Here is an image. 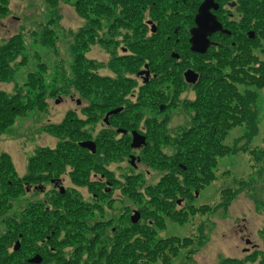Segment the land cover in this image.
Masks as SVG:
<instances>
[{"label":"rangeland","instance_id":"rangeland-1","mask_svg":"<svg viewBox=\"0 0 264 264\" xmlns=\"http://www.w3.org/2000/svg\"><path fill=\"white\" fill-rule=\"evenodd\" d=\"M237 1L241 4L240 0ZM75 2L76 0L56 3L53 0H7L4 8H0V47L7 44L10 37L19 34L25 41L23 53L12 62L15 69L14 77L10 82H1L0 90L8 95L16 93L19 88L24 87L29 74L32 73L42 74L47 89L45 110L29 112L0 135V152L10 156L18 176L23 179L30 175L29 160L36 155L37 150L47 148L57 150L62 143L69 140L80 142L90 139V135V140H95V134L100 130L102 118L98 111H94V121L91 123L86 122L88 121L86 114H82L83 123H74L72 126L68 123L58 134L50 128L51 125L62 124L68 113L76 108L74 105L64 107L57 103V95L61 94L62 89L66 90V87L67 92L63 101L70 100V95L74 93L86 104L94 100L101 105L105 99L111 100L110 95L96 84L84 94L78 90L81 89L79 86H75L76 44L83 41L88 43L87 49L82 50V53L92 64L88 66L90 72L109 77L111 80L124 77L123 84L126 87L116 89L120 93L118 98L125 99L131 98V94L134 93L132 86L136 83L141 86V81H135V76L149 61L136 50L158 48L156 42H150L153 36H142L141 30H137V26H143L144 21L150 19L147 14H144L143 19L130 20L123 14L119 3L101 0L100 3L104 4V7H112L109 12L96 16L88 11V18H84L77 13ZM53 4L57 6H52ZM104 7H101L102 12L105 11ZM131 7L124 5L127 9ZM237 13L239 17L242 16L239 9ZM182 19L180 23L186 20L184 14ZM45 29L52 31L53 46L43 43ZM171 38V43L176 44V37ZM214 40L221 45L235 41L231 39L230 43L229 38L225 41L221 37ZM136 42L141 44L145 42V47H133ZM122 47L129 49V56L133 53L142 56L143 65L128 69V62L119 57ZM251 51V54H256L258 58L256 62L247 65L245 72L261 78L262 81L259 85H249L246 82L238 85V88L242 93L251 90L255 94L254 104L250 108L256 113L257 134L251 135L247 124L228 132L223 144L236 149L237 154L219 158L216 169L213 170L215 178L213 181L198 191L193 187L187 189L185 184L182 185L183 191L174 188L176 195L173 194L167 199L170 207L163 205L165 206L163 211L159 210L154 199L164 200L165 194L160 191L161 194L153 198L152 189L149 191L150 187H156L161 183L162 177L170 175L169 167L162 168L165 164L171 163L168 159H171L179 149L175 146V140L181 137L184 128L192 125L195 114L193 109L189 108V104L197 97L198 90L192 85L185 87L182 83L176 84L171 80V76L166 75L167 79L160 84L164 95H153V89L156 92L157 87L153 89L150 87L152 90H146L137 103L129 101L132 104L129 105L128 111L131 114L128 113L130 122L150 130L149 146L137 152L117 148L106 162V150L104 148L101 150V162L114 173V177L110 176L115 181L113 196H104L103 188L98 189L87 183L76 185L72 181L68 183L71 187L68 189L71 198L64 202L61 201L60 194L49 186L47 192L28 193L25 187L32 181L24 184L23 194L15 196L4 194L1 198L0 190V202L5 201L4 204L0 203L2 244L4 242L6 244L8 235L11 234L10 230L21 234L27 232V244L32 259L36 256L42 258L47 256L42 264H58L60 261L62 262L59 264L65 262L71 264L78 259L85 263L94 255L101 254L104 249L106 252L110 251L113 244L118 242L119 233L135 229L131 219L137 211L141 212L142 217L138 228L151 227L152 246L156 243V248L161 247L153 252V261L146 264H264V86H261L264 84V73H257L252 69L253 67L258 70L257 64L264 62V36L259 37L257 47H252ZM199 57L200 60L191 52H185L183 61L177 66L183 80H185L183 72L187 68L196 69L199 63L205 65L217 64V61L219 63L214 57L209 61ZM157 62L163 66L162 68L173 71L176 69H172L167 63L166 55L162 59H157ZM225 62L224 67L220 63L215 65L221 67L223 73L231 71L227 58ZM42 66L45 67L42 69ZM241 69L239 67L238 71ZM217 70L220 71V68ZM157 73L161 75L159 76L161 79L166 74L162 73L161 69ZM238 77L244 81L248 79L242 74H238ZM84 84L89 86L93 83ZM108 88L107 84L104 89ZM24 92L27 90L24 89ZM158 98L161 103H167V111L160 112L155 106L154 102ZM125 99L122 104L128 107ZM82 131L87 137L77 136ZM71 132L74 133V138L67 136ZM159 134L161 136H157ZM129 154L142 160L136 170L128 161ZM257 155L260 158L256 157ZM42 170L40 173L48 172L47 169ZM2 190L5 193L4 189ZM17 191L18 188L15 193ZM94 192L98 193L101 199L96 200ZM229 198L230 204L223 207ZM178 201H181L180 206L177 204ZM35 219L38 225L48 222L44 229H40L39 226L37 234L32 233L34 229L32 220ZM29 228L31 233L28 232ZM114 229L118 231L114 233ZM130 237L132 238V235ZM243 237H249L254 244L259 245L258 251L250 255L243 254V249L249 247ZM126 241L134 242L129 238L122 243ZM166 241L173 244V250H168L170 246L164 249L163 242ZM11 243L10 240L9 244ZM15 244H11L10 251L6 252L7 256L14 252ZM105 263L104 260L101 261V264Z\"/></svg>","mask_w":264,"mask_h":264},{"label":"trees","instance_id":"trees-1","mask_svg":"<svg viewBox=\"0 0 264 264\" xmlns=\"http://www.w3.org/2000/svg\"><path fill=\"white\" fill-rule=\"evenodd\" d=\"M53 1L56 3L57 1L63 0ZM106 1H110V3L120 2V0ZM6 2L7 0H0V8L6 5ZM100 2L101 0H76L75 5L77 13L84 18H88V11L96 16L108 13L112 7H104L105 5ZM240 2L241 4L239 7L242 11V24H245L246 22L247 25L245 28H241V30H235L237 33L243 32L242 35L237 38V41H234L235 45H233L234 42H230L231 44H222L218 48L212 47L206 55L201 56L206 58L207 61H209L211 57L217 58L222 66L226 63L225 58H227V63L231 67V71L223 73L221 67L215 66L219 64L218 61L217 64L213 63L205 65L199 63L200 65H198L197 68L199 69L198 71L201 72V79L198 84L195 85V90H198V93L195 100L189 104V108L193 109V113H195L193 122L191 123L192 125L189 126V128H184L180 135L181 137L175 140V146L179 149L171 159L167 158L168 160H171V163L165 164L162 168L164 169L166 166L169 167L171 170L170 175L168 174L162 177L160 180L161 183L158 186L150 187L149 189V191L152 189L153 198L161 194L160 191L165 194L166 198L164 200L154 199L155 203L157 202L156 204L158 205L159 210L163 211V207L165 206L170 207V202L167 199L173 194L176 195L174 188L183 191L184 189L182 185L185 184L187 185V189L193 187V189L198 191L203 188L204 185H207L208 182L215 179L213 177V170L216 169L219 158L237 154L236 149L223 144V141L228 136V132L238 126L247 124L251 135L257 134L256 113L250 108V106L254 104L253 101L255 94L251 90L242 93L240 88H238V85H243L246 82L249 83V85H259L262 81L261 78L258 79L257 76L250 75L245 72V70L247 65L256 62L258 57L254 53L251 54V48H256L259 37L264 36V0H240ZM52 6L57 5L53 4ZM101 7L105 8L104 12H102ZM2 10L7 11V9ZM143 26H137V30H142ZM44 31L42 37L43 43L47 46H53V39L51 37L52 31L46 29ZM247 31L256 33L254 40H250L248 35H244ZM168 41V35H165L160 31L158 34H155L150 41L152 43L156 42L158 48L136 50L139 55H142L146 60H149L146 63H148L151 66V69L155 72L160 69L162 73L167 74V72H169L168 69L165 67L162 68L163 66L157 62V59H162L165 55L166 57H169L170 53L177 52V50L174 51L172 47H167L170 43ZM132 46L145 47V42L142 44L136 42ZM87 47L88 43L85 41L81 44H76L74 73H76L77 78L74 79L75 86H79L81 89L78 90L84 94V92H89L90 87L96 84L101 87L105 93L110 95L112 104H115L117 101L121 102L122 100H118L120 93L117 91L116 87H126L123 84L124 77L123 79L111 80L109 77L90 72L88 66H91L92 64L82 53V50L87 49ZM188 48L189 46L187 47V52L189 51ZM24 49L25 41L21 34L10 37L8 43L0 47V83L10 82L14 77L15 69L12 62L23 53L22 51ZM213 49H215V51H213ZM212 52H214L213 55H210ZM138 54L134 55L133 53L129 56L131 60L125 61L129 64L128 66L126 65L128 69L131 70V68L136 65H143L144 59ZM237 54L239 55L237 56ZM197 57L198 60H200V57ZM257 65L258 70L253 67L252 69L257 73H264V62L258 63ZM44 67L45 66H42V69ZM216 67L220 68V71L217 70ZM239 67L242 68L241 71H238ZM43 71L45 72V69ZM238 74L246 76V78H248L247 81L240 79ZM84 83L93 84L88 86ZM107 84L109 88L108 90H105L104 87H107ZM261 86H264V84ZM24 89H26L27 92H24ZM125 92H127V90H125ZM101 93L105 94L102 91ZM46 94L47 89L45 79H43V76L40 73L29 74L28 82L24 84V87L19 88L16 93L8 95L6 92L0 90V135L12 127L17 119L23 118V116H26L29 112H33L34 110H45ZM50 96L55 97L54 95ZM68 120H65L62 124L57 126L51 125L50 128L58 134L61 132L60 129H63L65 125L69 123ZM157 136H161V134ZM77 142L78 141L69 140L65 142L66 144H60L57 150L47 148L37 151L47 152L78 149L79 146ZM256 157L260 158L259 155ZM36 161L37 156L32 157L29 160L28 165L30 175L23 179L18 176L10 156L5 152H0V187L5 191V193H3V190L0 189L2 193L1 198H3L4 194L15 196L16 194L24 193L21 184L25 181H31L33 174L36 172ZM49 167L48 164H45L42 168L48 170ZM180 178H182V181H180ZM17 188L18 191L15 193ZM128 192L129 191H127V193ZM229 201L230 198L228 202L222 206L228 207L230 204ZM4 202L1 201L0 203L4 204ZM32 221H34V225H32L34 228L32 231L33 234H37L39 226H41L40 229H44L48 226L47 221L44 224L39 223V225L37 224L38 221H36V219ZM57 224L59 225V223ZM134 227L135 229L130 230L127 233H119L117 237L118 242L113 244L114 246L110 251L106 252L104 249L101 251V254L94 255L85 263H81L78 259L71 264H101L102 260L106 262L105 264H146L147 262H152L154 259L153 252L161 249V247H157L158 249L155 247L156 243H153L152 246V228L148 227L151 229L150 231L149 229L138 228L139 225H134ZM49 228H51V226ZM28 232L31 233L30 228ZM131 235L132 238L130 237ZM39 238L40 237H38V239ZM129 238L134 242L126 241L125 243H122V241L128 240ZM163 244L165 245L164 249L170 246V249L168 250H173L174 246L173 244L171 245V243L169 244V241L163 242ZM17 254L18 253L15 252L13 253L14 256H17ZM4 255V246L0 241V264H13L10 257ZM46 259L47 256L43 258L42 263ZM61 262L62 261L58 262V264ZM64 264H67V262Z\"/></svg>","mask_w":264,"mask_h":264},{"label":"flooded vegetation","instance_id":"flooded-vegetation-1","mask_svg":"<svg viewBox=\"0 0 264 264\" xmlns=\"http://www.w3.org/2000/svg\"><path fill=\"white\" fill-rule=\"evenodd\" d=\"M189 1H191V3H189ZM204 2L205 0H121L120 2H117L119 3V6H122V9L124 11L123 14L126 15L130 20H132V18L134 20L137 18L143 19L144 14H147V16L150 17V19L144 21V26L141 30L142 36L150 35L152 37L155 34H158L160 31H162L165 35H168V42L170 43L167 47H172L174 51L178 49L180 50V52L170 53L169 57L171 58H169L168 56L166 57V60L168 58L167 63L171 66V68L176 69L174 71L168 70L169 72H167V74H164L161 79V77H159L161 75H158V73L156 74V72L151 69V66L148 63H145L144 66L139 69L135 76V81H141V86L137 85V83L135 82L136 85L132 86L131 88L132 92L134 91V93L131 92V98L125 99V97H120L118 100L122 101H117L115 104H112V100L109 99H105L104 102L101 103V105L98 103V101L94 100L91 101L90 104H86L83 102L82 98H78V94L76 93L70 95V100L63 101L65 96L64 94L67 92V87L66 90L62 89L61 94L57 95V100L59 101L58 102L56 100L57 103L64 107H67L69 105H74L76 107L68 113V117L66 120H68L69 118V126H72L74 123H83L84 120L82 119V114H86L88 120L86 122L91 123L94 121V111L100 112V117L102 118V120L99 127L100 130L97 132V134H95V140H90L91 135H88L90 139L80 140V142H78V145H80L81 142L94 141L96 144V152L94 153L89 149L80 147L78 149L71 150L36 152V155L34 156H37V161L35 163L36 173L33 174L34 177L31 179L32 183H30L29 186L25 187L27 188L28 193H37L39 191L47 192L49 186L60 194L61 201L64 202L71 196V192H68V189L71 188L68 186V183L69 181H72V183H75L76 185H86L87 183V185H92V187H97L98 189L103 188L104 196H113L112 194L115 193V181L112 180L111 177H114V173H112V171H110L105 165H103V162H101V150L103 148L106 150V162L110 159L113 150L117 148H124V150L137 152L148 147V141L151 140L150 130L145 126H139L135 122L133 124L130 122L131 114L128 112L130 109L129 105H132L131 103H137L141 95L142 97L144 96L143 94L146 90L151 91L154 87H157V91L155 92V90L153 89V95H164L163 90L160 89V84L164 82L163 80L167 79L166 75L171 76V80L175 81L176 84L182 83V85L185 87L190 86V84H188L185 79V73L187 71L193 70L198 74L200 78V72L198 71L199 69L197 67L196 69H192V67H190L183 72V78L185 79L183 80L181 73L178 72L177 66H179V64H181V62L183 61L188 46L189 52H191V31L197 27L195 19L199 13L200 6ZM215 2L219 5V8L217 10L211 9V13L223 26V30L230 32V34H227L226 32H216L211 37H209V41L211 43L218 44L217 47H219L221 44L217 43L214 40L215 38L221 37L222 40L224 39L225 41L229 38L230 42L231 39H235V41H237V38L240 37L243 32L237 33L235 32V30H241V28H245L247 24L246 22L245 24H242V16L239 17L237 13L238 9L241 12V9L239 7L240 4L237 0H215ZM124 5H126L127 7H132L127 9L124 8ZM183 14L185 15L186 20L185 22L183 21L182 23H180V20H183ZM252 33V31H247L244 33V35H248V38L252 40L250 37ZM139 34L140 33H138V35ZM181 34H183V37H181ZM171 37H176V44L171 43ZM233 45H235V42L233 43ZM120 51V59H124L125 61L131 60L129 58L130 53L128 48L122 47ZM183 51L184 53L182 54ZM145 70H148L150 72V76L146 78L147 81H145L144 76L139 75ZM129 80L133 81L131 79ZM150 87H152V89ZM124 99L125 104H127L128 107L122 104ZM135 99L137 101L134 102L133 100ZM154 103L155 106L159 108L160 112L167 111V103H161V101H159V98ZM161 107H164V109H162ZM117 110L120 111L118 113H113ZM67 125L68 124H66L65 127ZM134 133H138L146 138V147L137 148V150L132 148ZM80 135L82 137H87L86 133H84L83 131L77 136ZM67 136L72 138L75 137L74 133L72 132ZM132 157L135 156L129 154L128 161L133 169L136 170L138 164H140L142 160H139L138 158L136 164L133 165L131 161ZM45 164H48L50 166L48 168V172L40 173L43 171L42 169L44 168L42 167ZM24 184L26 185L29 183L28 181H25L21 184L23 190ZM99 193H102V191H99ZM93 194L96 200L101 199V196H99L98 193L94 192ZM177 204L180 206L181 201H178ZM117 231L118 230L114 229V233ZM10 232L11 234L8 235L9 238L6 244L5 242L2 244L4 246V256H7L6 252L10 251V246H12L11 244H15L17 243V241H19L21 248L17 252L14 251L15 253H18L17 256L13 255L14 252H10V260L13 264H32L30 262V260H32L30 256V248L29 244H27L28 233H15L14 230H10ZM10 240L12 241L11 244H9ZM243 240L245 244L249 246L243 249V254L250 255L252 253H255V251H258L259 245L254 244V242H252L249 237H243Z\"/></svg>","mask_w":264,"mask_h":264},{"label":"water","instance_id":"water-1","mask_svg":"<svg viewBox=\"0 0 264 264\" xmlns=\"http://www.w3.org/2000/svg\"><path fill=\"white\" fill-rule=\"evenodd\" d=\"M219 8V5L215 2V0H205V2L200 6L199 13L196 16L195 22L197 23V27L194 28L192 33V39L190 40V43L192 45L191 50L196 54H205L208 52V50L215 45L214 43H210L209 37H211L216 32H226L227 34H230L228 31L223 30V26L217 21V18L211 13V9L217 10ZM154 31V29H153ZM250 37L253 39L255 37V33H252ZM177 57V56H175ZM140 76L145 75V81H147V77L150 76V72L146 70L145 72H142L139 74ZM185 79L189 84H196L199 81L198 75L193 71L190 70L185 74ZM162 108V107H161ZM164 109V107L162 108ZM120 110L114 111L113 113H118ZM133 143L132 148L137 149L142 146L146 145V138L141 136L138 133L133 134ZM80 147L89 149L96 152V144L92 142H82L80 143ZM135 158H132V163L135 165ZM141 213L135 212L132 216V222L133 224H138L141 220ZM15 247V252H17L21 245L19 242H17ZM43 261V258L41 256H36L30 262L32 264H41Z\"/></svg>","mask_w":264,"mask_h":264}]
</instances>
